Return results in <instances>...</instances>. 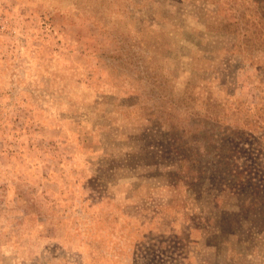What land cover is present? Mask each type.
Segmentation results:
<instances>
[{"label": "rangeland", "instance_id": "obj_1", "mask_svg": "<svg viewBox=\"0 0 264 264\" xmlns=\"http://www.w3.org/2000/svg\"><path fill=\"white\" fill-rule=\"evenodd\" d=\"M261 30L257 0H0V264H264Z\"/></svg>", "mask_w": 264, "mask_h": 264}, {"label": "trees", "instance_id": "obj_2", "mask_svg": "<svg viewBox=\"0 0 264 264\" xmlns=\"http://www.w3.org/2000/svg\"><path fill=\"white\" fill-rule=\"evenodd\" d=\"M255 2H256V0H255ZM257 7L260 9V10H262V11H264V0H257ZM234 23L233 22H231V20L230 21H227V22H225V23H223L222 25V28H224V29H228L229 31H232V32H234L235 30L232 28V25H233ZM238 27V25L236 26V28ZM264 32V30H261V32H260V34H259V36L260 37H262V33ZM256 35H257V32L255 33Z\"/></svg>", "mask_w": 264, "mask_h": 264}]
</instances>
